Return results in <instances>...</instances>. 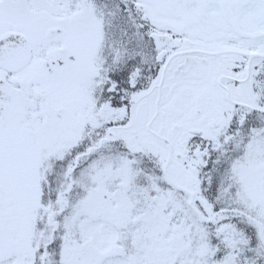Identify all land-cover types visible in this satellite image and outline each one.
Instances as JSON below:
<instances>
[{
	"label": "snow or ice",
	"instance_id": "1",
	"mask_svg": "<svg viewBox=\"0 0 264 264\" xmlns=\"http://www.w3.org/2000/svg\"><path fill=\"white\" fill-rule=\"evenodd\" d=\"M0 264H264V0H0Z\"/></svg>",
	"mask_w": 264,
	"mask_h": 264
}]
</instances>
